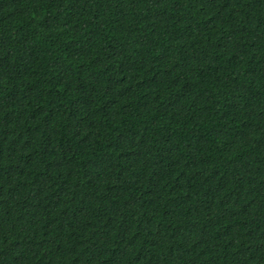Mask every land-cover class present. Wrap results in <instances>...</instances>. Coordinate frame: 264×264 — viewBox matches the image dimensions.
Wrapping results in <instances>:
<instances>
[{
	"label": "trees",
	"instance_id": "16d2710c",
	"mask_svg": "<svg viewBox=\"0 0 264 264\" xmlns=\"http://www.w3.org/2000/svg\"><path fill=\"white\" fill-rule=\"evenodd\" d=\"M0 264H264V0H0Z\"/></svg>",
	"mask_w": 264,
	"mask_h": 264
}]
</instances>
